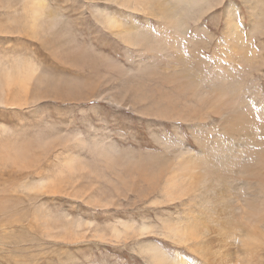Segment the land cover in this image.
Masks as SVG:
<instances>
[{
	"label": "rangeland",
	"instance_id": "374dc122",
	"mask_svg": "<svg viewBox=\"0 0 264 264\" xmlns=\"http://www.w3.org/2000/svg\"><path fill=\"white\" fill-rule=\"evenodd\" d=\"M4 1L10 2L12 7L6 9L0 6V22L6 21V26L0 27V69L7 68L6 72L14 70L16 74L15 68L20 66L24 71V66H27L36 75L44 74L41 75L57 87L51 94L49 90L44 91L46 88L38 90L32 83L25 90L28 94L15 91L8 96L7 107L0 105V264H53L54 260L59 264L61 259L63 264H89L90 261H99L100 264H149L145 244L157 246L171 260L207 264L196 254L197 247L191 240L188 244H177L166 239L162 223L166 218L171 226L180 228L178 224H184L189 230L193 229V238L199 237L200 242L209 226L201 222L204 218L201 214L207 209L202 211L192 197H189L193 201L189 205L184 194L176 197L174 194L169 200L161 192L154 195H148L144 189L130 192L118 182L120 177H125L123 174L119 173L116 180L113 172L102 168L98 149L109 146L123 156L147 162L153 159L173 162L175 154L181 149L190 150L192 156L202 153L203 145L198 144L196 137H205L212 129L219 131L220 118L211 116L207 122L204 121V127L203 123L199 125L190 120L162 121L149 117L151 112L144 109L143 103L136 101L138 93L133 90L138 73L133 80L127 72L145 63L147 57L121 36L110 33L97 23L94 16L98 14L93 10H87L89 28L85 30L81 26L85 22L83 8L73 9L70 0H62V8L53 6L56 0H43L44 3L38 5L39 11L47 8L45 13L54 15L57 24L50 27L44 25L42 35L35 36L22 9L25 3L20 0ZM246 1L201 0L196 8L181 5V10L186 12L181 49L194 72L202 70L204 75H209L216 69L228 71L230 77H237L241 87L246 89L243 95H247V103L253 108L260 106L264 109V0H254L252 11L253 2H249L250 6ZM82 3L104 6L109 13H116L113 15L123 20L125 30L151 28L156 35L160 30L152 19L147 22L138 14L128 18L125 16L129 14L128 10L120 9L114 2L82 0ZM232 10L236 12L234 19L239 34L230 35L227 43L224 33L226 14ZM119 77L121 79L118 80ZM81 82L97 83L100 92L105 91V98L78 102L84 94L73 89H78ZM36 90L41 96L46 93L48 99L27 103L26 99L32 97ZM138 90L141 91V88ZM144 92L149 96L154 94L151 90ZM16 95L20 97L15 100L20 99L21 104L11 103ZM148 99L150 102L146 100L145 103L151 107L152 100ZM5 114H8L6 118ZM88 114L93 116V120L81 124L76 119ZM74 136L76 140H72ZM158 138L163 142V148L154 143ZM241 142L233 144L239 147L243 145ZM46 143L51 145L49 150L45 154L38 151ZM14 154L18 156L13 158ZM16 158H20L19 162ZM200 175L198 171H191L188 183L195 182ZM243 183L238 181L239 190ZM25 184L29 185L28 191ZM216 210L224 213L225 207L217 205ZM229 219L221 220V227L226 226ZM192 220L199 222L195 228ZM77 223H82L80 229L72 228ZM141 224L154 230L151 228L148 235H140L135 229ZM212 240L209 246L211 253L219 250L225 254L231 249L236 255L229 257L230 264L248 263L240 241L230 246L228 240V247L222 248L224 241L217 236ZM256 254L251 256V261L264 264V250Z\"/></svg>",
	"mask_w": 264,
	"mask_h": 264
},
{
	"label": "bare ground",
	"instance_id": "6f19581e",
	"mask_svg": "<svg viewBox=\"0 0 264 264\" xmlns=\"http://www.w3.org/2000/svg\"><path fill=\"white\" fill-rule=\"evenodd\" d=\"M20 1L21 3H25L22 9L26 16L25 18L29 20L28 23L31 32L35 36L42 35L44 25L50 27L57 24L56 17H53L54 15L45 13L47 8L43 7L42 11L44 12L39 11L38 5L44 3L43 0ZM107 1L114 2L122 10H128L129 14L125 15L128 18L134 14L141 15L147 22H150L151 19L155 21L157 23L156 26H158L157 29H160L158 35L154 34L151 28L142 30L135 27L130 30H125L124 25H122L125 24L123 20L118 19L113 15L116 13H109L106 7L103 6L93 11L98 14L97 16H94L97 23L102 25L110 33L121 36L125 42L131 44V46L136 48L139 53H142L147 57L145 63H141L136 69L127 72L130 73L133 80L136 73H138V78L134 80L135 84L133 85V90L138 93L136 96L138 99L136 101L140 104L143 103V107L145 106L144 109L151 112L149 117L162 121L190 120L199 125L203 123L202 126L205 127L204 123L207 122L211 116H217L220 118L221 123L219 125V131L214 132L212 129L209 130L210 134L208 133L207 136L196 137L198 144L203 145L202 153L199 155L192 156L190 155V150L182 151L181 149L175 154L174 160L172 159L173 162H164L162 159L158 161L153 159L151 162H147L141 158L135 159L127 157V155L123 156L118 154L113 148L105 146L99 147L98 149L100 165L103 169L113 172L114 176H116V180L119 178V173L123 174L125 177H120L118 182L130 192L134 190L135 193H137L142 189H144L148 195H154L156 192H161V194L167 199L169 198V200H171L174 194L175 197L176 195L184 194V196L188 197V201H186L189 205L193 201H197L199 203L198 207L202 209V211H204L203 209H207L204 213L201 212V215H204L201 222L209 225L208 228L205 226L207 229L206 236L203 240L199 242V237L195 236L193 238L192 228L189 230V227H186L184 224H178L180 225V228L174 227V225L171 226L168 223L169 220L167 222L165 218V221L162 223L166 239H170L177 244H188L191 240V242L195 244L194 247H197V252L195 250L196 254L205 260L207 264H210L211 260L213 261L211 264H230L229 257H235L234 255H236L231 249L225 254L220 253L219 250H211L213 252L211 253L209 246L212 244L213 238L217 236L220 241H224L222 248L228 247V240H230V246L234 245L236 241H240L241 246L248 257L247 264H256L251 261V256L264 250V109H260V106L257 108L254 107V109L247 103L245 97L247 95H243L246 93V89L241 87L237 81V77H230L231 73L228 71H217L216 69L215 71L212 70V72H214L213 74L209 72V75L208 73L204 75L202 70L197 71L195 69L197 71L196 73L194 72L193 66L187 61V58L184 57L181 49V42L184 36V26L186 23L184 22V17H186V12L181 10V5H189L196 8L199 7L201 0ZM249 2H253L251 3L252 11L255 1L248 0L247 3ZM201 4H203V2ZM0 6H3L6 9L12 7L10 2H5L4 0H0ZM259 13H261V11ZM121 14L118 15L120 16ZM235 14L236 12H234V10L228 11V14H226V27L224 33L226 35L227 43L230 41V35L235 36L237 33L239 34L238 24L234 19ZM129 20L133 23L132 19ZM4 26H6V21L0 22V27ZM132 26L135 25L132 24ZM161 33L162 35H160ZM134 53L136 52L134 51ZM20 64L21 62L19 65ZM22 65L24 64L22 63ZM15 69L16 74H14V70L13 72H6L7 68L0 69L1 106L8 105L7 98L11 94H14L15 91H20L24 94L25 90H27L28 86H31L32 83L34 84V87L38 88V90L46 88L44 91L47 92V90H49L51 94L55 87H57V85H52V83L42 76L44 74L41 73L42 75H36V72L30 67L24 66V71L20 66ZM130 75L127 76L131 79ZM207 77H209V79ZM119 79L121 78L119 77L118 80ZM79 85L78 89H73L84 94L83 99L78 100V102L88 101L94 98L101 101L105 98V91L100 92L97 83L81 82ZM140 88L141 91L138 90ZM38 90L31 95L32 97L26 99L27 103L33 104L38 102L41 98H46V93L43 92V95L41 96L40 93H38ZM146 90H151V94H153V92L154 94L149 96L144 92ZM26 94L28 93L26 92L25 95ZM18 97L20 96L16 95L11 103L21 104V102H19L20 99L18 101L15 100V98ZM144 97L147 98L146 100L149 102L150 99L148 98H151V107L146 105ZM78 137L79 136H77V139H79ZM73 139L76 140L75 136L72 140ZM45 142L47 141L45 140ZM238 142H241L243 145L237 147L233 144ZM50 147L51 145L46 143L44 147L41 146L40 150H38V148L37 150L44 153L46 150H49ZM186 153H188V155H185ZM9 154L8 156H10ZM17 156L14 154L13 158ZM34 156H36V153ZM169 158L171 157L169 156ZM195 158L196 162H194ZM19 159H17V161ZM24 162L21 164H24ZM69 162L71 161L69 160ZM76 167L78 170L79 168L77 165ZM72 170L77 171L76 169ZM191 171H198L201 175L199 176V179L191 183L192 180L189 184L188 175ZM78 172L80 173L79 170ZM91 174V176H95L93 173ZM107 174H109V172ZM239 180L244 181L240 190L237 185ZM26 186H28L26 189V191H28L29 185L25 184L24 187ZM255 186H257V189H255ZM115 188L117 191V182ZM41 189L42 188L40 187L39 190ZM189 192L191 194L189 196L186 195V193ZM138 195H140V193ZM189 197H192L193 201H190ZM217 205L225 207L224 213L217 212ZM226 217H230V219L225 223L226 226L221 227L223 224L221 220L223 221ZM192 222H194V228L199 223L196 220H192ZM81 224L82 223H77L72 228L80 229L82 226ZM213 227H216V229ZM151 228V226L141 224L136 229H133H135V232L140 235H148V233H151ZM113 230L116 229L113 228ZM242 230L243 232L241 235L240 231ZM84 231H86V229L83 230V232ZM118 232L119 231L115 233ZM69 234H67V236ZM75 234L78 235L77 231H75ZM71 235L73 236V233H71ZM93 237L97 238L96 236ZM145 249L149 264H185L181 260L168 259L155 245L145 244ZM259 256H257V259ZM260 258H262V256ZM253 261L255 260L253 259Z\"/></svg>",
	"mask_w": 264,
	"mask_h": 264
},
{
	"label": "snow or ice",
	"instance_id": "6c2138e0",
	"mask_svg": "<svg viewBox=\"0 0 264 264\" xmlns=\"http://www.w3.org/2000/svg\"><path fill=\"white\" fill-rule=\"evenodd\" d=\"M70 3L72 5V8L73 9H80V8H83L85 11H84V21L85 22H82V27L87 30L89 28V25L86 23L87 21V18H88V11L89 9L95 11L97 10L99 7V5H91V4H84L82 3V0H70ZM54 7H57V8H62V0H56V3L55 5H53ZM68 11H71V9H69ZM4 107H7V106H4ZM8 114H5V118L7 117ZM76 119L81 123V124H84L88 121H91L93 120V116L91 114H88L86 116H79V117H76ZM66 122V121H65ZM154 143L159 147V148H163L164 147V144L163 142L158 138L156 141H154ZM53 264H57V261H53ZM59 264H63V259H61V261L59 262ZM89 264H100L99 261H95V262H92L90 261Z\"/></svg>",
	"mask_w": 264,
	"mask_h": 264
}]
</instances>
